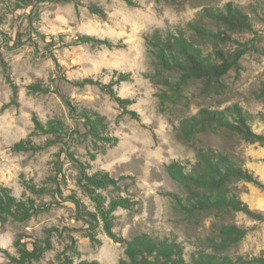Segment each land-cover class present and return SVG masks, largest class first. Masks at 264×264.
<instances>
[{"label":"rangeland","instance_id":"obj_1","mask_svg":"<svg viewBox=\"0 0 264 264\" xmlns=\"http://www.w3.org/2000/svg\"><path fill=\"white\" fill-rule=\"evenodd\" d=\"M230 1L243 8L255 30L232 33L233 38L249 44L240 58V68L230 70L221 79L220 88L203 90L200 80L190 79L183 86V98L160 103L158 95L170 90L147 77L154 70L145 35L157 28L166 31L181 26L204 53L210 52V44L192 38L187 23L199 20L204 8L223 7ZM92 6L102 13H93ZM80 34L99 41L77 42ZM103 41H111L115 47L109 48ZM222 47L232 50L234 45ZM115 71L131 73L130 81L113 89L133 101L126 109L135 111L139 119L124 112L107 93ZM86 78L91 82L76 84ZM65 101L105 115L107 135L117 137V144H98L96 158L90 160L91 138ZM233 104L251 113L252 130L264 134V0H0V184L18 198L31 195L21 184L23 177L38 186L45 184L50 193L56 187L64 196L75 192L93 210L91 200L77 184L76 165L88 162L89 172L108 171L118 179L121 190L127 185L139 200L133 210L115 211L116 234L127 239L141 233L175 238L183 244L189 261L198 250L210 251L203 242L205 237L215 235L221 224L232 223L247 233L225 253L246 260L262 255L264 189L254 183L235 180L231 190L261 215L259 219L239 211L200 212L186 218L173 209L171 194L184 196L185 191L169 177L166 166L177 160L190 170L199 147H212L231 156L264 184V145L259 142L217 128L197 133L189 141L178 134L179 121L200 108L227 110ZM34 118L43 123L60 119L68 132L53 135L37 131ZM20 140H29L35 148L13 150ZM102 192L118 194L114 189ZM40 199L52 204L29 220L0 221V264H8L4 250L16 254L13 241L18 235L31 247L32 239L44 237L46 229H51L52 248L33 264H58L55 255L70 238L76 241L82 258L119 264L124 245L109 238L102 226L98 232L101 244L93 246L85 235L86 225L74 217L71 203L50 195Z\"/></svg>","mask_w":264,"mask_h":264},{"label":"trees","instance_id":"obj_2","mask_svg":"<svg viewBox=\"0 0 264 264\" xmlns=\"http://www.w3.org/2000/svg\"><path fill=\"white\" fill-rule=\"evenodd\" d=\"M46 1V0H42ZM93 13L101 14L97 7H89ZM188 29L192 38L210 44L212 50L204 53L195 41L186 36L181 26L174 29H155L146 34L144 39L149 57L152 58L154 72L147 77L154 84L165 86L170 93L164 92L158 95L160 103L167 99L179 101L183 98L182 90L190 79H198L202 82L203 90L220 88L221 79L232 69L240 68V58L249 49L247 42H241L233 38L234 32L255 33L249 15L240 6L233 2H226L223 7H206L200 13V19L189 21ZM91 35L80 34L77 42H93ZM99 41V40H97ZM109 48L115 47L111 41H103ZM232 43V50H225L222 45ZM116 72V78L107 84V93L133 118L139 119L135 111H127V106L133 101L122 98L114 91L113 86L122 81H130V72ZM168 75L175 76L173 79ZM91 82L86 78L78 85ZM31 86L30 88H32ZM70 114L80 118L86 133L91 138L93 150L89 149L90 160L97 155L95 147L105 144L109 147L117 144V137H109V123L107 117L95 110L73 107L69 101H65ZM252 114L243 110L239 105L233 104L227 110H213L202 107L196 114L186 116L179 121L178 134L189 141L194 135L212 129H224L230 133L241 136L250 142H259L264 145V134L252 130L250 121ZM264 118V117H263ZM35 130L43 133L60 135L68 132V126L60 119H49L43 123L34 118ZM32 146L29 140H20L15 143L13 150L21 151ZM77 184L89 197L93 204V210L75 192L64 196L56 187L50 193V189L44 184L38 186L32 180L21 177L22 186L31 194L23 198L16 197L12 190L0 184V221L11 219L13 221H27L36 214L45 211L52 204L50 201L40 199L43 195L57 196L63 202H69L74 207L76 220L86 225V237L93 246L100 245L98 237L100 226L114 242L124 245V257L119 259V264H264V254L255 256L249 260L241 255L236 258L225 253L232 245L243 239L247 230L236 224H221L215 235H208L203 242L210 251L198 250L191 255L189 261L184 257V246L177 239L158 238L148 233H141L127 239L118 235L113 230L115 211L118 208L133 210L139 200L133 198L127 189L123 190L117 178H114L104 169L89 172L91 165L88 162H79ZM169 177L184 191L185 195L171 194L175 200L174 211L184 214L186 218L193 217L196 213L209 212L220 213L225 211L243 212L246 215L259 219L261 215L252 211L231 190V183L235 180L252 182L264 189V184L258 180L252 172L236 161L231 156L212 147H199L196 149V161L190 170H186L183 163L172 160L166 166ZM55 180V177H48ZM57 184V183H56ZM114 189L116 196H107L102 190ZM125 192V195L121 193ZM39 198V200L37 199ZM51 229L45 230L44 237H36L31 241V247L27 246L24 237L18 235L13 241L16 254L6 253L8 264H33L38 262L43 254L52 248ZM58 264H100L96 259L82 258L81 251L76 241L70 238L62 251L55 255ZM51 264H55L52 262Z\"/></svg>","mask_w":264,"mask_h":264}]
</instances>
